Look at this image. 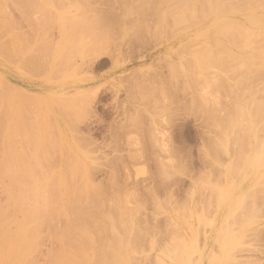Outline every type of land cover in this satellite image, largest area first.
<instances>
[{
	"label": "rangeland",
	"instance_id": "obj_1",
	"mask_svg": "<svg viewBox=\"0 0 264 264\" xmlns=\"http://www.w3.org/2000/svg\"><path fill=\"white\" fill-rule=\"evenodd\" d=\"M159 1L0 0V158L9 157V148L13 158L16 154L20 163L23 159L25 169L32 167L34 171L28 172L35 173L40 185L44 183L50 190L65 186L64 182L67 187L62 193L67 188L80 192L87 185L92 192L96 187L94 197L102 204L97 200L98 207L93 208L101 212L98 216L107 217L105 223L98 219L92 226L91 221L87 224L98 236L91 235L97 248L95 251L92 246L93 252L88 251L91 262H97L96 256L106 254L110 246L118 244L119 248L124 243L126 250L120 253L124 258L129 256L123 264H264V75L258 77L254 72L261 65L259 61H264V9H250L256 1L264 0H224L223 8L228 5L225 13L214 16L211 9L204 10V15L190 23H176L168 15L175 26L170 21L168 25L174 27L168 26L164 34L158 26L161 19L168 20L161 16L168 7L158 6ZM250 15L263 23H247L245 17ZM215 17L226 23L238 20L254 38L242 39L241 30L234 29L239 25H224V32H237H226L228 39L236 34L229 44L227 34L220 35L211 27L214 22L210 20ZM58 18L63 23L67 20L66 25ZM87 24L92 27L90 32ZM74 27L83 36L75 33ZM182 33L189 39L178 43ZM237 37L245 44L242 41L239 45ZM213 40H222V55L226 54L227 60L231 51L234 58L229 56L228 64L232 69L227 67L225 56L220 60ZM236 40L238 49L232 45ZM207 48L219 53L214 59L220 62L213 60V69L211 62L210 67L205 59V64L199 61ZM257 53L263 55L252 67L251 58ZM218 62H224L230 72L223 66L221 69ZM207 75L216 81L224 75L221 80L231 86L241 85L239 80L246 78L248 87L241 86L250 92L244 88L247 95L242 92V98L251 101L248 107L253 112L259 104L253 106V102H261L258 108L263 107L262 114L252 119L249 115L250 123L246 118L239 122L241 126L230 122L235 118L237 98L231 96L228 85L206 81ZM205 83L213 89L207 91ZM35 141L41 145L35 146ZM33 148L39 152L32 157ZM35 156L40 161H35ZM8 179L4 181L7 184ZM1 189L0 204L6 207L9 194ZM116 201L123 203V208ZM80 207V212L87 208ZM91 208L94 213L96 208ZM17 214L22 219L21 213ZM63 215L50 218L48 226L40 224L36 248L23 264L55 262L66 248L61 242L65 232L75 230L70 224L72 214ZM85 228L78 230L83 233ZM101 241L103 246L107 244L106 252Z\"/></svg>",
	"mask_w": 264,
	"mask_h": 264
},
{
	"label": "bare ground",
	"instance_id": "obj_2",
	"mask_svg": "<svg viewBox=\"0 0 264 264\" xmlns=\"http://www.w3.org/2000/svg\"><path fill=\"white\" fill-rule=\"evenodd\" d=\"M232 1H235V0H232ZM232 1L230 2V3H232ZM238 1V0H237ZM241 1V0H240ZM244 1H246V0H244ZM236 2V1H235ZM248 2V1H247ZM246 2V3H247ZM253 2H255V1H253ZM3 3V2H2ZM226 3V2H225ZM228 3V2H227ZM240 3V2H239ZM245 3V2H244ZM243 3V4H244ZM252 3V2H251ZM250 3V4H251ZM223 4H224V0H160L159 2H158V6H162V5H165V6H167L168 7V11H166V14H162L161 16H163V18H165L164 17V15L167 17L166 19H168V15H170L174 20H176L175 22L176 23H186V22H189L190 23V21L192 20V19H196L197 17H199V16H202V15H204V13L205 12H203L204 10L206 11V10H209V12H211L210 11V9L214 12L213 13V15L214 14H222L223 12L225 13V9H227V4H225V5H227L226 6V8H223V7H225V6H223ZM232 4H235V3H232ZM237 4H238V2H237ZM248 4V3H247ZM253 4V3H252ZM0 5H1V3H0ZM141 5V4H140ZM240 5V4H239ZM242 5V4H241ZM240 5V6H241ZM249 5V4H248ZM232 6V5H231ZM236 6V8H237V5H235ZM250 6V5H249ZM1 7V6H0ZM3 7V6H2ZM141 7V6H140ZM144 7V6H143ZM209 9H208V8ZM239 7V6H238ZM243 7V6H242ZM4 8V7H3ZM207 8V9H206ZM230 10H231V8H230V4H229V7H228ZM234 8V7H233ZM235 8V9H236ZM244 8H245V6H244ZM258 8V10L259 9H264V3H260V2H258V1H256L255 2V4H253V6L250 8V9H257ZM1 9V8H0ZM247 9H249L248 7H247ZM3 10H5V9H3ZM251 11H253V13L255 12V10H251ZM257 11V10H256ZM260 11V10H259ZM7 12V11H6ZM250 11H248V13H249ZM1 14V13H0ZM67 14V13H66ZM65 14V15H66ZM59 15H60V13H59ZM64 15V16H65ZM72 15V14H71ZM4 16H6L5 14H4ZM62 16V15H61ZM78 16V15H77ZM169 16V17H170ZM214 16H216V15H214ZM7 17H8V15H7ZM6 17V18H7ZM60 17V16H59ZM170 17V18H171ZM260 17V16H259ZM258 17V18H259ZM263 17V16H262ZM2 18H4L3 17V15H2ZM5 18V19H6ZM9 18V17H8ZM170 18L168 19V20H162L161 19V22H159L160 20V18L158 19V22H159V26L158 27H160V30L158 29V27H157V30H159V32L160 33H165V31H166V29L168 28V26H169V28H172V27H174L175 26V23L173 22V20H172V18H171V20H170ZM226 18V17H225ZM246 18V21H247V23L249 22V24H251V23H254V24H256L257 26L258 25H261V23H263L264 22V20H262L261 21V18H259L260 19V21L261 22H258V20H257V18H255V17H252L251 15L250 16H246L245 17ZM4 19V20H5ZM58 19H60V18H58ZM65 19H66V17H65ZM1 20V19H0ZM3 20V19H2ZM60 21H62V19H60ZM66 21L67 20H65V23H66ZM162 21H166V22H162ZM168 21V22H167ZM170 21H172L171 22V25H172V23L174 24V26H172V27H170V25H168L169 23H170ZM211 21V24L213 23V25L211 26V27H213V26H215L214 27V29L221 35H223V36H225L227 33L226 32H228V33H230V32H232L233 30H229V31H226V32H224L223 31V27H224V25H226V26H238L239 25V27L238 28H236V27H234V29H236V31H240L241 30V37H242V39L244 38V37H246V38H244V39H246L247 41L248 40H250V39H247L248 37L249 38H252L253 36H252V34L250 33L249 34V32H247V34H249L250 36H248L247 34H246V32L243 30V28L245 27L244 25L245 24H243V23H241V24H239L240 22L238 21V23H237V21L236 20H230L229 19V21H227L228 23H226V21H224V22H221V18L220 17H215V18H213V19H211L210 20ZM216 21L217 22H219V23H217L216 24ZM49 22H50V19H49ZM54 22V21H53ZM53 22H51V23H53ZM70 22V21H69ZM78 22H79V20H78ZM82 21L80 20V23H81ZM83 22H84V20H83ZM82 22V23H83ZM3 23V22H2ZM10 23V22H9ZM11 23H13V22H11ZM65 23H63V21H62V24H64V25H66ZM72 23V22H71ZM71 23H69V24H71ZM88 23V22H87ZM95 22L93 21V24H92V22H91V24L92 25H95L94 24ZM245 23V22H244ZM14 24V23H13ZM48 24H50V23H48ZM68 24V23H67ZM68 24V25H69ZM74 24V23H73ZM86 24V23H85ZM167 24V25H166ZM264 24V23H263ZM52 25V24H51ZM84 25V24H83ZM241 25V26H240ZM85 26V25H84ZM84 26H83V28H84ZM87 26L89 27H87L88 28V31L90 32V27L91 26H89L88 24H87ZM176 26H179L178 24L176 25ZM1 28H2V26H0ZM8 27V26H7ZM6 27V28H7ZM49 27V26H48ZM82 27V26H81ZM241 27H243V28H241ZM252 27V26H251ZM5 28V27H4ZM92 28V27H91ZM8 29V28H7ZM9 29H10V27H9ZM8 29V30H9ZM74 30H75V33H76V31H78L77 29H75V27L73 28ZM78 29H80V28H78ZM238 29V30H237ZM2 30V29H1ZM4 30H6V29H4ZM73 30V31H74ZM85 30V29H84ZM7 31V30H6ZM5 31V32H6ZM63 31V30H62ZM70 31V30H69ZM72 31V30H71ZM72 31V32H73ZM205 31V30H204ZM236 31H233V32H236ZM1 32V31H0ZM5 32H3V35H6L5 34ZM65 32H67V31H65ZM79 32V31H78ZM77 32V33H78ZM91 32H92V29H91ZM167 32V31H166ZM220 32H222V33H220ZM233 32H232V34H233ZM243 32V33H242ZM2 33V32H1ZM74 33V34H75ZM79 33H82V36H83V32H79ZM85 33H86V31H85ZM237 33V32H236ZM264 33V32H263ZM262 33V34H263ZM68 34H69V32H68ZM68 34H67V36H68ZM232 34H230V36H229V39H228V34L226 35V39H228L227 40V42L230 44L231 42V40H233L234 39V37L236 38V34L231 38V35ZM242 34H243V36H242ZM246 34V35H245ZM256 34V33H255ZM262 34H261V37H262ZM71 35H72V33H71ZM73 36L74 35H72L70 38H73ZM222 36V37H223ZM238 36V35H237ZM256 36V35H255ZM94 37V36H93ZM92 37V38H93ZM207 37V36H206ZM0 38H2V37H0ZM68 38V37H67ZM88 38V37H87ZM91 38V39H92ZM189 39V36H188V34L187 35H185V33H182V34H180V36L176 39V41L178 42V43H182V42H184L185 41V39ZM210 38H212V37H210ZM210 38H209V40H210ZM224 38V37H223ZM231 38V39H230ZM239 38H240V36H239ZM254 38V37H253ZM252 38V39H253ZM85 39H86V37H85ZM90 39V40H91ZM94 39V38H93ZM92 39V40H93ZM99 39V38H98ZM208 39V38H207ZM206 39V40H207ZM217 39V38H216ZM237 39H238V37H237ZM241 39V38H240ZM75 40V39H74ZM81 40H84V38L82 39L81 38ZM92 40L90 41V42H92ZM95 40V39H94ZM212 40V39H211ZM215 40V39H214ZM213 40V41H214ZM219 40V39H218ZM255 40H256V38H255ZM79 41V40H78ZM222 41V40H221ZM220 41V42H221ZM238 44L240 45V43L243 41H241L240 42V40L238 39ZM8 42H10V41H8ZM94 42V41H93ZM95 42H96V40H95ZM215 42V41H214ZM213 42V43H214ZM219 41L218 42H215V43H217V44H215V47H216V45H217V49L216 50H220L219 51V53H221V54H219V53H217V54H215V51H213L214 50V48H213V54H215L214 56H212L213 54L211 53V51H210V48H207V50H203L202 51V53L200 54V57L202 56V58H200L199 59V61L201 62V63H204V62H209V63H207L206 62V64L205 65H207V66H210V62H211V65L212 64H214V62H213V60H215V62H217V60H219L218 58H217V60H216V58L214 59V57H216V55H220L219 57H220V60H222V58H223V56H225V55H222L223 54V52L225 53V49L222 47L223 46V43L221 42L220 43ZM5 43L7 44V42L5 41ZM98 43H99V41H98ZM233 44L232 45H235V47H236V43H237V40L235 41V44H234V41L232 42ZM243 43H244V41H243ZM5 44V45H6ZM12 44H13V42H12ZM93 45L94 44H97V43H92ZM228 44V45H229ZM245 44V43H244ZM243 44V45H244ZM1 45H3V43L1 44ZM92 45V46H93ZM102 45V44H101ZM210 45H212V42H211V44ZM231 45V46H232ZM247 45V44H246ZM6 46H8V44L6 45ZM5 46V47H6ZM13 46V45H12ZM89 46H91V45H89ZM98 46V48H99V45L97 44L96 46L94 45L93 47H97ZM241 46H242V43H241ZM4 47V48H5ZM11 47V46H10ZM93 47H89L88 48V50H91L92 51V49H93ZM211 47V46H210ZM214 47V46H213ZM225 47V46H224ZM259 47V46H258ZM3 48V47H2ZM90 48H92V49H90ZM98 48H96V49H98ZM227 48V47H226ZM260 48H261V46H260ZM100 49V48H99ZM230 49V48H229ZM236 49H238L237 47H236ZM263 49V48H262ZM10 49L8 48V51H9ZM1 51V50H0ZM4 50H2V52H3ZM7 51V50H6ZM16 51V50H15ZM93 51H94V49H93ZM223 51V52H222ZM12 52V51H11ZM233 52V51H232ZM4 53H5V51H4ZM13 53V52H12ZM227 53V52H226ZM230 53H231V51H229V54L227 55V58H228V60H229V58L231 57V56H233L232 54L230 55ZM235 54L234 55H237L236 54V52H234ZM3 54V53H2ZM7 54H8V52H7ZM7 54H6V56H7ZM14 54V53H13ZM13 54H11V55H13ZM254 54V53H253ZM15 55H16V53H15ZM256 55H258V56H256L255 57V59H254V56H253V58H251L252 59V63H251V65L250 66H252V64H253V62L255 63V65H257V63L259 64V62H260V64L261 65H259L258 67H257V69H255V71L254 72H256L257 73V75H258V77L260 76H263L264 75V61H259V62H256L257 60H256V58L257 59H259V58H261L262 57V55H263V53H262V55H261V53H260V55H259V53H257ZM0 56H1V54H0ZM3 56V55H2ZM9 56H10V54H9ZM230 56V57H229ZM239 56V55H238ZM247 56V55H246ZM264 56V55H263ZM11 57V56H10ZM218 57V56H217ZM237 57V56H236ZM243 57V56H242ZM2 58V57H1ZM3 58H4V56H3ZM12 58V57H11ZM199 58V57H198ZM213 58V59H212ZM231 58H234V57H231ZM231 58H230V60H231ZM240 58V57H239ZM4 59H6V57L4 58ZM10 59V58H9ZM202 59H203V61H202ZM206 61H205V60ZM225 59H226V56H225ZM244 59V58H243ZM263 59V58H262ZM220 60H219V62H220ZM227 60V59H226ZM228 60L227 61H225L226 62V64H227V67H229V69H232V68H230L231 66L228 64L229 62H228ZM237 61H240L239 59H236ZM255 60V61H254ZM261 60V59H260ZM264 60V59H263ZM245 61H247V60H245ZM244 61V64L246 65H248L249 63H247V62H245ZM218 62V63H219ZM231 62V61H230ZM234 62V61H233ZM250 62V61H249ZM262 62V63H261ZM224 63V62H223ZM223 63L221 62V65H220V63H219V65L218 66H223L224 68H226L224 65H223ZM243 63V62H242ZM231 64H232V62H231ZM240 64V63H239ZM229 65V66H228ZM199 67H200V65H198ZM197 66V67H198ZM253 66H254V64H253ZM252 66V67H253ZM198 67V68H199ZM211 67V66H210ZM215 67H216V65H215ZM215 67H213V65H212V69L213 68H215ZM223 67H221V69L223 68ZM218 68V67H217ZM239 68H241V65H239ZM238 68V69H239ZM226 69H228V68H226ZM229 69H228V73L230 72L229 71ZM224 70V69H223ZM200 71H201V69H200ZM222 71V70H221ZM203 72V71H202ZM199 73H201V72H199ZM207 73V72H206ZM222 73H224V71H222ZM202 75L204 74V73H201ZM216 75H218L219 73H215ZM240 74H241V72H240ZM200 75V74H199ZM220 76H222V75H220ZM205 77V76H204ZM207 77H208V75H207ZM214 77H216V76H214ZM213 77V78H214ZM218 77H219V75H218ZM218 77H216V78H218ZM222 77H224V75L222 76ZM221 77V78H222ZM209 78V77H208ZM205 79L206 81L207 80H209L208 82H210L211 80L213 81H215V82H217V81H219L218 79H217V81L215 80V79H212V77H211V80H210V78L209 79ZM221 78H219L220 79V81L218 82V84H219V86H222V85H225L226 84V86H227V89H230V90H228L229 92H231V96H233L234 98L236 97L237 99H235L236 100V102L234 101V106H235V108H233V109H235V118H233V119H230V122L232 121L233 123H243L244 122V120L246 121V118H248L249 117V115L251 116V118L250 119H252L253 117H258L259 116V113L260 114H262V109H263V107H264V103H262V105H263V107H261L262 109H260V108H258V106L260 107V104H261V102H253V103H255V105L253 104V106H257V104H258V106L256 107V112H253L252 110H250V108L248 107L251 103H249V102H251V101H249L248 103L246 102V101H244V97L242 98V92H244L245 91V89H246V93H248V92H250V90L248 89V92H247V87H248V85H249V82L247 83V81H246V84H245V80H246V78L245 79H243V80H239V81H242V83H244L245 84V86H247L246 88H245V86H244V88L242 89V86L244 85H242V83H241V85H237L238 83H235L234 85H230L229 83H225V82H223L222 80H221ZM213 81V82H214ZM226 81V80H225ZM238 81V82H239ZM193 82H195L194 80H193ZM227 82V81H226ZM222 83V84H221ZM224 83V84H223ZM208 84V83H207ZM240 84V83H239ZM209 85V84H208ZM211 86V85H210ZM230 86H231V88H230ZM204 87H206V83H205V86ZM209 87V86H208ZM208 87H206L207 89H208ZM225 87V86H224ZM229 87V88H228ZM240 87H241V90H240ZM205 88V89H206ZM226 88V87H225ZM211 89V88H210ZM212 89H213V87H212ZM211 89V90H212ZM251 89V88H250ZM211 90H207V91H211ZM227 91V90H226ZM227 91V92H228ZM205 93V92H204ZM206 93H208V92H206ZM245 93V92H244ZM245 93V96L247 95ZM234 95H236V96H234ZM205 96H207V94L205 95ZM229 96H230V93H229ZM204 98H207V97H204ZM217 98V97H216ZM220 99H218V100H216L217 102L219 101ZM245 100H247V99H245ZM205 103V102H204ZM207 103V102H206ZM216 103V102H215ZM235 103H236V105H235ZM257 103V104H256ZM205 105V107L207 106V104H204ZM261 105V106H262ZM209 106V105H208ZM255 109V107L253 108V110ZM261 110V111H260ZM264 110V109H263ZM260 111V112H259ZM249 113V114H248ZM251 113V114H250ZM253 113H255L253 116H252V114ZM245 118V119H244ZM250 119L248 118L247 120L249 121V123H250ZM239 123V124H240ZM241 124H240V126H241ZM245 124L247 125V126H249V124L247 123V122H245ZM244 124V125H245ZM237 126H239V125H237ZM239 126V127H240ZM244 127V126H243ZM3 130V129H2ZM8 137V136H7ZM6 139H8V138H6ZM5 139V140H6ZM223 141H225V140H223ZM229 141V140H228ZM261 141V140H260ZM259 141V142H260ZM8 142H9V140H8ZM7 142V143H8ZM36 142V141H35ZM24 143V142H23ZM26 143V142H25ZM27 143H29L28 141H27ZM32 143V142H31ZM37 143H38V145H37ZM226 142H223V144H225ZM229 143V142H228ZM227 143V144H228ZM10 143H8V145H9ZM39 144L41 145V143L40 142H36V143H34V145L35 146H39ZM28 145V144H27ZM26 145V146H27ZM31 145V144H30ZM4 146V145H3ZM32 146V145H31ZM10 147H12L13 148V146H11L10 145ZM41 147V146H40ZM40 147H38V148H40ZM46 147V146H45ZM7 148V147H6ZM6 148L4 147V149H5V152H6ZM34 149V148H33ZM11 150H13V149H11ZM10 151V149L8 148V151L6 152V156H8L9 155V157H6L5 158V160H2V158H0V189L2 188L3 190H6V191H4V194H6V192L9 194V196L7 195V199H9V202H8V200H7V202H8V205H7V203H5L4 205L6 206V207H4L2 204H0V264H23L24 262H26V260L30 257V255H31V253H32V251L33 250H35V248H36V245H35V238H36V235L38 234V231L37 230H39L40 228H38V227H40L41 225L40 224H43V226L45 225V226H48L47 224H49V222H51L52 223V220L51 219H54L55 218V216L57 215V217H59V216H61V215H63L64 213V215H67L68 216V214H72L71 215V218H70V224H71V226H73V227H75L74 229V231H72L71 230V228H70V232H69V229H68V234L65 232V239H61V242H63V244H65V246L63 247V248H65V249H63V251L62 252H58L59 253V255H58V257H56L55 258V256H54V258H55V262H53L52 264H123V263H125V260H126V258H128V256L129 255H126V257L124 258L123 256V254L122 253H120V252H122V250L123 249H125V247L127 246V244H126V246L124 245V247H123V244H119V248L117 247L118 246V244L116 245V246H110V247H112L111 249H110V247L108 248V249H110L109 251L112 253V256L111 257H109V258H106L105 259V257H107L109 254H111V253H109V251L107 252L108 253V255H107V253L105 254H100V256L101 257H99L98 258V256H96L95 254H97V252L98 251H101V250H99V249H101V248H99L98 247V251L94 254L96 257H97V259L98 260H95L94 258V260L95 261H97V262H91L92 260V258L91 257H89L90 258V260H89V258H88V256H91V254H89L91 251L93 252V249L95 250V249H97V248H95L94 247V245H95V239H93L95 236L96 237H98L97 235H96V233L95 234H93L92 233V231H89V228L92 226V225H94V224H96L97 222L96 221H94V220H97L98 221V219H99V221L101 220H104V223H105V221H106V219H104V218H106V217H101V216H105L104 214H102V215H100L99 214V216H98V214H97V212L98 213H101V212H99L98 210V208H96V207H94V208H96L95 210H96V212H95V210H94V213H92L93 211H90V209L89 208H91L90 206L92 205V208L91 209H94L93 208V206H97L98 207V202H97V200L99 201V198L98 199H96V197H94V194H95V191H94V193H93V190L96 188L95 186V188L93 187L92 188V192H91V188H89L88 186L89 185H87V189H86V185L84 186L85 187V190L84 189H82V190H80V192H77V191H74V189H72V191H69V190H71L70 188H67V189H69V190H67L66 191V189H65V191H63V193L61 192V190H64V189H62V188H64V187H67V185H66V183L64 182V184H65V186H62V185H60V186H53V187H51V189L52 190H50L49 188H48V186H46V185H44V183H43V185L41 184L40 185V183L38 182V180L36 179V177H35V173H30V171H32L33 169H31V168H29L30 169V171L28 172V170L29 169H27V171H25L26 169H25V165H23L24 163V160L22 159V161L23 162H21L20 163V161H19V158H17L16 156V154H15V157L18 159V162H16L15 160H17L15 157L13 158V156H14V152L12 153V151L11 152H9ZM35 149H34V153L32 154V157L34 156V154L36 155V154H38V152L37 153H35ZM257 151H260V150H257ZM7 153H8V155H7ZM41 153H44V152H41ZM13 155V156H12ZM39 155H41L40 153H39ZM38 155V156H39ZM46 155V154H45ZM11 157V158H10ZM31 157V156H30ZM36 157V156H35ZM42 156H40V158H41ZM258 157H259V153H258ZM4 158V157H3ZM28 158V157H27ZM39 157H36V160L35 161H40L39 159H38ZM50 158V157H49ZM257 158V157H256ZM15 161H13V160ZM20 159H21V157H20ZM30 159V158H29ZM33 159V158H32ZM32 159H31V161H32ZM38 159V160H37ZM42 160H41V164H42V161H43V157L41 158ZM45 159H47V158H45ZM30 161V160H29ZM31 161H30V163H31ZM9 162V163H8ZM12 162H14L15 164H12ZM33 162V161H32ZM17 163V164H16ZM36 163V162H35ZM34 163V164H35ZM44 163V162H43ZM45 163H46V161H45ZM256 163V162H255ZM7 164V165H6ZM33 164V163H32ZM48 164V163H47ZM22 165L24 166L23 168H22ZM37 165V164H36ZM28 166V165H27ZM33 166V165H32ZM45 166V165H44ZM34 167V166H33ZM47 167V166H46ZM35 168V167H34ZM166 168V167H165ZM171 168V167H170ZM47 169V168H46ZM65 169V168H64ZM162 169H164V168H162ZM161 169V170H162ZM169 169V168H168ZM67 170H70V171H72V169H68L67 168ZM34 171V170H33ZM74 173H75V171H74ZM164 173H165V171H164ZM167 173V172H166ZM171 173V172H170ZM169 173V174H170ZM62 174V173H61ZM57 175V174H56ZM8 176H10V177H8ZM62 176V175H61ZM6 177L7 178H9L8 179V181L7 182H10L9 184H10V186H9V184H7V183H5L4 181H5V179H6ZM68 177H70V176H68ZM58 178V177H57ZM73 178V177H72ZM36 181H35V180ZM60 179V178H59ZM59 179H58V181H59ZM63 181H64V179H63ZM62 180H61V182H63ZM87 181V180H86ZM36 182V183H35ZM61 182H59V183H61ZM84 182H85V180H84ZM83 181H82V183H84ZM4 183L7 185V186H9V187H7V186H5L4 185ZM39 183V184H38ZM86 183V182H85ZM47 184H49V183H47ZM63 184V183H62ZM4 186L5 187H7L6 189L4 188ZM2 189H1V191H2ZM88 189H90V190H88ZM99 191V190H98ZM64 192L66 193L67 192V194L66 195H63L64 194ZM93 193V197L94 198H92V194L91 193ZM100 192V191H99ZM86 193H88V194H90L89 196H88V194H87V196H86ZM98 195H100V194H98ZM121 198V197H120ZM124 198V200H125V196L123 197ZM93 199H96V201L95 200H93ZM122 199V198H121ZM120 199V200H121ZM117 200V199H116ZM123 200V199H122ZM95 201V202H94ZM110 201V200H109ZM91 202H93V203H91ZM97 202V203H96ZM100 202V201H99ZM114 202V201H113ZM122 202V201H121ZM124 202V201H123ZM9 203H10V205H9ZM96 203V204H95ZM101 203V202H100ZM99 203V204H100ZM116 203L118 204V203H120V202H118V201H116ZM27 204H29V205H27ZM94 204V205H93ZM102 204V203H101ZM116 204V205H117ZM105 205V204H104ZM119 206H121V205H124L123 203L122 204H118ZM9 206V207H8ZM77 206L78 207H80V206H82V208H84L85 206H87V208L85 207L84 208V210H82L81 212H80V210L78 211V209L79 208H77ZM84 206V207H83ZM9 209H8V208ZM12 207V208H11ZM30 207H32L33 209H30ZM116 207V206H115ZM122 207V206H121ZM120 207V208H121ZM81 208V207H80ZM100 208V207H99ZM114 208V207H113ZM123 208V207H122ZM10 209H12L11 211H10ZM86 209V210H85ZM118 209V208H117ZM87 210H89V213H88V211ZM87 211V212H86ZM100 211H102V210H100ZM13 212H15V213H13ZM21 213V215H22V219H18V215L19 214H17V213ZM84 212H86L87 214H85ZM111 212H112V210L110 211V214H111ZM114 212V211H113ZM122 212V210L120 211V213ZM126 211H124V213H125ZM63 213V214H62ZM84 213V214H83ZM118 213H119V211H118ZM120 213H119V215H120ZM123 213V214H124ZM16 214H17V216H16ZM54 215V214H56V215H54L53 216V218H51L52 217V215ZM58 214H61V215H58ZM97 214V215H96ZM107 214V213H106ZM127 214V212L124 214V216ZM20 215V216H21ZM49 215H51V217H49ZM63 215V216H64ZM108 215V214H107ZM113 215V214H112ZM111 215V216H112ZM118 215V216H119ZM116 216V215H115ZM114 216V217H115ZM121 216V215H120ZM119 216V217H120ZM100 217V218H99ZM51 218V219H50ZM102 218V219H101ZM57 219V218H56ZM112 219H113V217H112ZM121 220H119V221H122V217L120 218ZM51 220V221H50ZM116 220H117V218H116ZM54 221V220H53ZM91 221V222H90ZM93 221H94V223H93ZM98 221V222H99ZM112 221V220H111ZM114 221H115V219H114ZM89 222H90V225H87V224H89ZM116 222V221H115ZM92 223V224H91ZM109 223H110V221H109ZM118 223V222H117ZM120 223H122V222H120ZM107 224V223H106ZM115 224V223H114ZM108 225V224H107ZM110 225V224H109ZM84 226H86V228H87V230H85L83 233L82 232H79V230L80 229H82V230H84ZM99 226H101V224L99 225ZM102 226H103V224H102ZM49 227H50V225H49ZM72 227V228H73ZM81 227H83V228H81ZM104 227V226H103ZM14 228L16 229L15 231H14ZM80 228V229H79ZM85 228V229H86ZM93 228V227H92ZM79 229V230H78ZM91 229V228H90ZM104 229H102L101 231H103ZM63 232V233H64ZM102 233V232H101ZM105 234V233H104ZM58 235V234H57ZM72 235V236H71ZM91 235H93L92 237H91ZM95 235V236H94ZM107 235V234H106ZM105 235V236H106ZM61 236H62V234H61ZM99 236H102V234H100ZM205 236V235H204ZM58 237V236H57ZM60 238H63V237H60ZM59 238V239H60ZM101 237H99V241L100 240H102V239H100ZM97 241V243L99 242L98 241V239L96 240ZM106 241V240H105ZM244 241H245V238H244ZM101 243H102V241H101ZM100 243V244H101ZM98 245H99V243H98ZM107 244H106V242H105V244H104V246H103V243H102V245L100 246V247H102L103 249H104V247L106 246ZM122 245V246H121ZM62 246V245H61ZM92 246H93V249L91 250V248H92ZM96 246V245H95ZM35 247V248H34ZM114 247V248H113ZM117 247V248H116ZM62 248V247H61ZM115 248L117 249V250H115ZM129 248V247H128ZM62 250V249H61ZM65 250V251H64ZM91 250V251H90ZM105 251L104 252H106V249H104ZM111 250H114V251H117V253L118 254H116V252H112ZM126 250V249H125ZM125 250H124V252H125ZM88 251H90V252H88ZM96 251V250H95ZM34 252V251H33ZM103 252V251H102ZM127 252V251H126ZM125 252V253H126ZM129 253V252H128ZM89 254V255H88ZM114 254V255H113ZM92 255H93V253H92ZM93 255V256H94ZM98 255V254H97ZM106 255V256H105ZM56 256H57V253H56ZM94 256V257H95ZM114 257H115V260L113 261L112 259H114ZM118 258H119V260H121L122 262H120L119 260H118ZM123 259V260H122ZM106 260V261H105ZM110 260V261H109ZM118 260V261H117ZM131 260V259H130ZM113 262V263H112Z\"/></svg>",
	"mask_w": 264,
	"mask_h": 264
}]
</instances>
